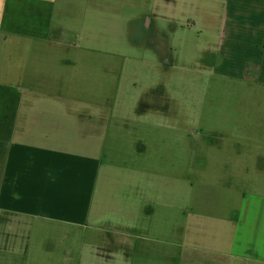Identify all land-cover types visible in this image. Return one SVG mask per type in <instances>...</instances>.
Listing matches in <instances>:
<instances>
[{
	"label": "crops",
	"instance_id": "crops-1",
	"mask_svg": "<svg viewBox=\"0 0 264 264\" xmlns=\"http://www.w3.org/2000/svg\"><path fill=\"white\" fill-rule=\"evenodd\" d=\"M142 1L152 3L153 13L137 20L139 27L172 41L184 28L180 15H186L192 29L209 42L203 50L207 69L221 77L223 89L243 93L241 112L251 116L233 118L234 132L221 135L237 147L210 155L200 168L208 177L225 175L218 183L200 185L207 188L203 196L188 182L183 203L174 195L175 186L165 199L164 183L140 179L126 182L123 194L111 195L107 166L93 157L101 154L98 142L115 126L109 116L114 103L85 105L67 101L61 93L60 67L76 64L54 50L69 44L68 34L77 26L57 24L56 16L71 1L0 0V139L6 141L0 165V264H5L3 254H10L4 248L6 231L12 232L14 224L24 226L30 242L31 221L75 229L78 241L77 230L91 235V244L66 242L65 264H264V0ZM70 7L78 17L77 3ZM173 53L170 45L161 56L164 63L174 64ZM53 83L59 96L51 94ZM53 103L61 115H51ZM150 103L140 101L150 113L164 115L160 101ZM91 107L98 110L96 116L88 112ZM149 111L136 114L144 117ZM116 123L129 125L124 119ZM54 124L63 131L50 139ZM35 125L42 129H33ZM72 135L99 141L88 144L89 154H84L78 148L87 142L73 145ZM135 149L142 154L149 149L144 137ZM251 172L255 176H244ZM65 236L68 241L67 232ZM15 244L11 252L16 255L20 247Z\"/></svg>",
	"mask_w": 264,
	"mask_h": 264
},
{
	"label": "rangeland",
	"instance_id": "rangeland-1",
	"mask_svg": "<svg viewBox=\"0 0 264 264\" xmlns=\"http://www.w3.org/2000/svg\"><path fill=\"white\" fill-rule=\"evenodd\" d=\"M67 1L71 2L57 14L56 23L62 21L77 26L74 32H69L67 39L69 44L72 42L76 46L68 44L54 52H60L62 58L76 66L60 67L59 74L63 73L61 93L67 101L85 105L114 103V110L109 116L115 126L105 141L98 142L102 146L101 154L93 157L107 166L105 179L111 181V195L116 192L123 194L125 183L131 179L149 184L164 183L165 199L172 195L170 188L175 186L174 195H180L181 203L186 202L188 182L195 183L197 196L205 195L207 188L200 185L207 181L217 180L218 183L225 173H211L212 177H208L209 173L200 168L211 158L210 155L219 154V150L222 153L226 151V154L237 147L234 141H222L221 135L234 132L236 124L231 123L233 118L251 116L250 112L249 115L241 112L243 93L236 92L234 87L229 91L223 89L221 77L207 69L203 50L209 47V42L199 35L198 29H192L186 15L179 17L184 28L179 30L173 43L166 41L165 35L158 34L154 29L139 27L140 21L153 13L150 1ZM71 3H77L78 17L72 16ZM77 35L79 39L75 37ZM170 45L174 47V64L164 63L161 59L169 53ZM63 70H68V74L64 75ZM52 88L51 94L59 96L60 93L55 90L58 85L53 83ZM156 99L161 102L164 115L150 113L151 108L147 110L149 107L140 105L142 100H149L152 104ZM74 104L71 106L74 107ZM50 110L53 117H56V112L57 116L61 115V109L54 103ZM97 111L91 107L88 112L96 116ZM144 111H149V114L144 117L136 114ZM123 119L129 125L116 123ZM65 122L70 120L65 118ZM52 126L48 137L55 139L63 128L59 124ZM70 126H65L66 132ZM36 128L37 125L33 127ZM139 137H144L149 147L143 154L135 149ZM72 138L73 145L87 142L78 149L89 154L87 145L95 139L79 135H72ZM70 140L71 136L66 142ZM97 141L93 146L98 144ZM5 142L0 139V165L4 161ZM139 167L146 169L135 171ZM255 174L244 173V176ZM231 181H235L234 173ZM255 183V179L250 181V190L255 188ZM215 192L212 191V196ZM216 204L218 206V202L213 205ZM187 215L189 212L186 210ZM29 228L32 234L29 235L30 242L24 226L14 224L12 232L6 231L9 235L4 237V248H9L10 254H3L5 264H65L66 242L73 246H79L81 240H85L86 244L92 243L91 235L86 237L85 232L77 230L81 235L78 241L75 229L58 224L31 221ZM65 232L68 233V241ZM16 242L20 249L15 255L11 250ZM26 246L29 247L27 254Z\"/></svg>",
	"mask_w": 264,
	"mask_h": 264
}]
</instances>
